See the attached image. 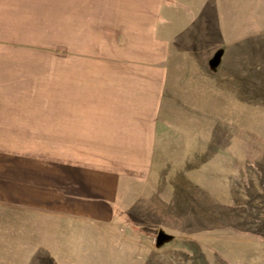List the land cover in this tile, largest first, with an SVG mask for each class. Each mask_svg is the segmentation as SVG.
I'll list each match as a JSON object with an SVG mask.
<instances>
[{"label":"crops","instance_id":"obj_1","mask_svg":"<svg viewBox=\"0 0 264 264\" xmlns=\"http://www.w3.org/2000/svg\"><path fill=\"white\" fill-rule=\"evenodd\" d=\"M172 1L178 11L149 28L145 57L84 68L80 84L94 83L92 96H69L63 124L54 98L46 132L34 113L26 124L25 109L17 128L0 126V203L34 209L25 204L40 202L49 180L65 218L168 217L172 200L199 209L195 196L213 187L220 154L264 168V0Z\"/></svg>","mask_w":264,"mask_h":264},{"label":"rangeland","instance_id":"obj_2","mask_svg":"<svg viewBox=\"0 0 264 264\" xmlns=\"http://www.w3.org/2000/svg\"><path fill=\"white\" fill-rule=\"evenodd\" d=\"M172 2L0 0V126L17 128L25 109L26 124L34 113L46 132L54 98L63 124L69 96H92L94 83L80 84L84 68L95 70L111 55L145 57L149 28L178 11ZM234 17L240 31L239 8ZM48 140L40 137L43 146ZM220 155L213 187L195 196L199 209L186 213L172 200L168 217L159 210L136 219L65 218L50 203L49 180H41V201L25 204L34 209L0 203V264H264V168H241L240 159ZM258 157L251 152L250 164ZM160 231L167 238L156 243Z\"/></svg>","mask_w":264,"mask_h":264},{"label":"water","instance_id":"obj_3","mask_svg":"<svg viewBox=\"0 0 264 264\" xmlns=\"http://www.w3.org/2000/svg\"><path fill=\"white\" fill-rule=\"evenodd\" d=\"M165 238H167V235L160 231L156 234L155 241H156V243H159V242L163 241Z\"/></svg>","mask_w":264,"mask_h":264}]
</instances>
